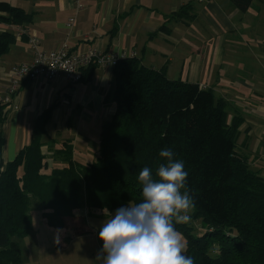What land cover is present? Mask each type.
I'll return each instance as SVG.
<instances>
[{
	"label": "trees",
	"instance_id": "trees-1",
	"mask_svg": "<svg viewBox=\"0 0 264 264\" xmlns=\"http://www.w3.org/2000/svg\"><path fill=\"white\" fill-rule=\"evenodd\" d=\"M230 1L245 13L255 0ZM0 13L7 24L32 21L23 9L4 1ZM194 18L187 5L168 21ZM160 31L169 28L164 24ZM15 42L12 33H0V56ZM96 68L83 71V83ZM113 71L117 110L104 126L96 160L77 162L67 141L57 153L65 166L51 169L43 152L50 108L35 121L30 143L13 161L0 163V264L23 261L19 239L37 221L33 203L42 206L50 228L72 230L83 221L84 228L75 230L83 234L81 210L113 212L141 201L138 172L147 166L155 175L165 162L159 152L166 147L174 159L184 161L188 173L184 190L192 198V212L188 222L173 223L193 264H264V177L237 153L241 122L228 121L225 101L198 84L169 79L165 69L148 68L136 57L120 60ZM5 115L0 106V154ZM191 221H198L201 230Z\"/></svg>",
	"mask_w": 264,
	"mask_h": 264
},
{
	"label": "crops",
	"instance_id": "crops-1",
	"mask_svg": "<svg viewBox=\"0 0 264 264\" xmlns=\"http://www.w3.org/2000/svg\"><path fill=\"white\" fill-rule=\"evenodd\" d=\"M0 1L32 16L22 25L0 20V33L16 38L0 56L2 93L11 86L13 66L33 62V36L46 52L67 42L75 54L94 48L136 57L148 68L165 69L169 79L198 84L225 101L230 120L241 122L239 155L264 177V0H255L245 13L230 0H86L79 13L74 0ZM187 5L193 9V20L168 21ZM72 16L77 20L68 29ZM164 24L169 32L160 31ZM115 87L113 69L101 67L93 70L90 80L76 85L63 76L25 82L1 124L0 163L13 161L30 143L35 121L50 108L43 152L51 169L65 166L57 153L67 141L77 162H93L104 126L117 110Z\"/></svg>",
	"mask_w": 264,
	"mask_h": 264
},
{
	"label": "clouds",
	"instance_id": "clouds-1",
	"mask_svg": "<svg viewBox=\"0 0 264 264\" xmlns=\"http://www.w3.org/2000/svg\"><path fill=\"white\" fill-rule=\"evenodd\" d=\"M159 156L165 161L153 169L145 166L138 172L142 186L139 203L130 202L116 210L103 209L107 217L99 228L103 241L96 259L101 264H193L173 223L189 220L193 202L184 190L188 173L183 160L174 159L171 148Z\"/></svg>",
	"mask_w": 264,
	"mask_h": 264
},
{
	"label": "rangeland",
	"instance_id": "rangeland-1",
	"mask_svg": "<svg viewBox=\"0 0 264 264\" xmlns=\"http://www.w3.org/2000/svg\"><path fill=\"white\" fill-rule=\"evenodd\" d=\"M228 121L231 122L230 118ZM237 153L243 154L238 141ZM32 209L37 221L34 222L30 234L19 239L23 260L20 264H101V261L96 259V255L103 245V241L99 238V228L107 219L103 210H81L87 231L77 235L75 230L84 228V225H80L83 221L77 222L76 226L73 225L72 230L59 231L47 225L42 216V206L33 203ZM116 210L111 212L113 216ZM191 212L190 209L187 213L189 217ZM40 216L41 218L38 219ZM191 223L197 227L198 231L201 230L198 221H191ZM182 240L185 244L183 236ZM184 254L187 255V253Z\"/></svg>",
	"mask_w": 264,
	"mask_h": 264
},
{
	"label": "built area",
	"instance_id": "built-area-1",
	"mask_svg": "<svg viewBox=\"0 0 264 264\" xmlns=\"http://www.w3.org/2000/svg\"><path fill=\"white\" fill-rule=\"evenodd\" d=\"M85 2L86 0H74L76 13L84 9ZM76 18L72 16L68 20V29L75 26ZM20 35L24 36L26 32L21 31ZM29 46L33 53V62L13 66L10 88L5 93H2L0 89V106H3L5 110L14 107L13 100L25 82L53 81L63 76L69 84H81L83 71L90 66L113 69L120 60L129 58L126 54L102 52L94 48L75 54L71 52L67 42L51 52H46L42 49L41 40L37 36L29 38ZM14 109L18 110V107L15 106Z\"/></svg>",
	"mask_w": 264,
	"mask_h": 264
}]
</instances>
